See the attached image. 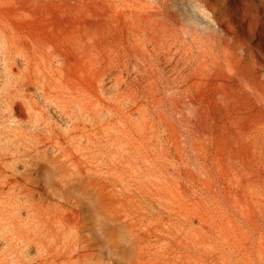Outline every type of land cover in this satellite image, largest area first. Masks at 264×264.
<instances>
[{"label": "rangeland", "instance_id": "rangeland-1", "mask_svg": "<svg viewBox=\"0 0 264 264\" xmlns=\"http://www.w3.org/2000/svg\"><path fill=\"white\" fill-rule=\"evenodd\" d=\"M262 2L0 0L6 169L97 174L111 242L80 252L67 232L66 264H264V21L238 5Z\"/></svg>", "mask_w": 264, "mask_h": 264}, {"label": "bare ground", "instance_id": "bare-ground-1", "mask_svg": "<svg viewBox=\"0 0 264 264\" xmlns=\"http://www.w3.org/2000/svg\"><path fill=\"white\" fill-rule=\"evenodd\" d=\"M238 5L244 25L250 26L253 19L264 21V2L255 4L254 13L252 6ZM4 62L11 68L15 59L5 54ZM0 113L18 121L16 104L12 100L1 102ZM89 130L85 124L82 128L72 129L82 137ZM48 142L51 145L57 143L54 139ZM18 158L11 156L14 163H18ZM59 161V157L29 160L25 165L28 172L22 174L15 166L11 171L7 170L4 158L0 157V264H66L72 244L67 232L75 237L73 243L80 252H86L92 244L111 242V237L107 240L104 235L99 219L91 220V215H105L93 200L97 193L93 182L97 174L84 175L78 170L59 173L56 170ZM45 194L58 195L61 203L51 208L39 207L35 197L43 199ZM114 211L111 189L108 215L112 220ZM97 220L101 235L98 238L92 229ZM31 252H36L37 256L30 257Z\"/></svg>", "mask_w": 264, "mask_h": 264}]
</instances>
